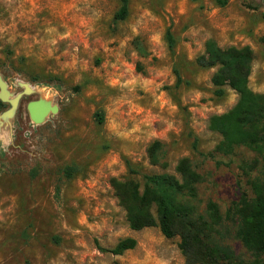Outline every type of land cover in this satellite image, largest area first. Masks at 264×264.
Returning a JSON list of instances; mask_svg holds the SVG:
<instances>
[{
	"label": "rangeland",
	"instance_id": "374dc122",
	"mask_svg": "<svg viewBox=\"0 0 264 264\" xmlns=\"http://www.w3.org/2000/svg\"><path fill=\"white\" fill-rule=\"evenodd\" d=\"M120 4L0 0V76L12 97L23 92L17 82L34 89L0 130V264H187L178 236L130 229L112 186L133 178L142 188L145 174L182 183V158L201 176L197 196L185 201L199 213L216 204L225 221L214 241L246 254L232 208L249 189L242 167L257 156L244 146L218 149L211 119L238 94L224 86L217 95L216 68L196 58L209 39L249 46L248 87L264 94V0H128L126 18L115 20ZM39 99L58 111L34 123L27 105ZM2 103L0 115L10 107ZM154 141L157 165L147 151ZM66 165L75 167L71 178ZM127 237L134 248L109 251Z\"/></svg>",
	"mask_w": 264,
	"mask_h": 264
},
{
	"label": "trees",
	"instance_id": "16d2710c",
	"mask_svg": "<svg viewBox=\"0 0 264 264\" xmlns=\"http://www.w3.org/2000/svg\"><path fill=\"white\" fill-rule=\"evenodd\" d=\"M217 1L224 3L226 0ZM120 2L115 20H123L128 14V0ZM167 40L169 48L173 49L174 40L169 32ZM251 60L249 46L221 48L212 39L206 42L204 53L196 58L199 66L216 68L211 82L218 87L217 95L224 93V86L238 94L234 107L211 119L210 125L221 134L218 149L230 153L235 146H244L257 156L242 167L249 177V189L239 195L232 208L238 225L236 235L246 254L232 255L214 241V233L225 221L216 204L208 203L205 212L199 213L185 201L197 196L196 184L201 180L188 158L180 159L175 166L182 183L169 174L143 175L142 188L133 178L112 181L130 229L157 226L167 238L178 236V248L187 264H264V94L255 93L248 87ZM176 79L177 83L181 81L177 72ZM4 107L0 101V111ZM95 116L98 123L103 122L101 113H95ZM159 147L158 141L149 146L150 164H159ZM127 165L130 174H137L130 164ZM74 171V166L66 165L63 173L71 178ZM135 245L136 240L127 237L109 251L119 255Z\"/></svg>",
	"mask_w": 264,
	"mask_h": 264
},
{
	"label": "water",
	"instance_id": "95a60500",
	"mask_svg": "<svg viewBox=\"0 0 264 264\" xmlns=\"http://www.w3.org/2000/svg\"><path fill=\"white\" fill-rule=\"evenodd\" d=\"M17 84L23 88L22 93L28 94L34 92V89L30 88L27 83L17 82ZM22 93L12 97L8 90L7 83L0 76V101L8 102L10 104L9 109L0 115V130L9 124L11 118L14 116L17 100L22 95ZM27 110L32 122L40 123L44 120L48 113H56L58 111V107L56 105H51L50 103H45L39 99L30 101L27 105Z\"/></svg>",
	"mask_w": 264,
	"mask_h": 264
}]
</instances>
